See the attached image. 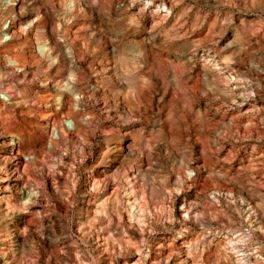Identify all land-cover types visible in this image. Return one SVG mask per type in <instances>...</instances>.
<instances>
[{"label":"rangeland","instance_id":"rangeland-1","mask_svg":"<svg viewBox=\"0 0 264 264\" xmlns=\"http://www.w3.org/2000/svg\"><path fill=\"white\" fill-rule=\"evenodd\" d=\"M3 1L0 264H264V0Z\"/></svg>","mask_w":264,"mask_h":264},{"label":"built area","instance_id":"built-area-1","mask_svg":"<svg viewBox=\"0 0 264 264\" xmlns=\"http://www.w3.org/2000/svg\"><path fill=\"white\" fill-rule=\"evenodd\" d=\"M21 3V0H4L2 2V7L4 9L6 8H15L17 6H19ZM11 26V20H8L5 25L3 26V35H2V39L1 42L3 44H9L14 40V31L12 29H10ZM33 27V24H28L27 26L24 27V29L30 30ZM0 100L1 102L5 103V104H9L10 103V98L8 96L7 93L3 92L0 90ZM65 126L67 128H69L71 126V122L66 120L65 121ZM54 135V137L56 136V134L52 133V136Z\"/></svg>","mask_w":264,"mask_h":264},{"label":"bare ground","instance_id":"bare-ground-1","mask_svg":"<svg viewBox=\"0 0 264 264\" xmlns=\"http://www.w3.org/2000/svg\"><path fill=\"white\" fill-rule=\"evenodd\" d=\"M215 111V110H214ZM111 138H113V137H111Z\"/></svg>","mask_w":264,"mask_h":264}]
</instances>
